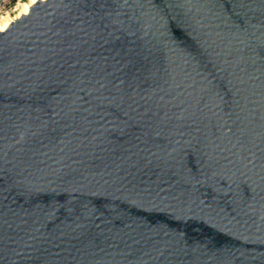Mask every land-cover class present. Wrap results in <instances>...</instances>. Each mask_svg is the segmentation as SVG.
<instances>
[{"label":"water","instance_id":"95a60500","mask_svg":"<svg viewBox=\"0 0 264 264\" xmlns=\"http://www.w3.org/2000/svg\"><path fill=\"white\" fill-rule=\"evenodd\" d=\"M0 264H264V0H39L0 32Z\"/></svg>","mask_w":264,"mask_h":264},{"label":"bare ground","instance_id":"6f19581e","mask_svg":"<svg viewBox=\"0 0 264 264\" xmlns=\"http://www.w3.org/2000/svg\"><path fill=\"white\" fill-rule=\"evenodd\" d=\"M39 0H27L20 4V8L18 13L15 17L7 16H0V32L5 31L11 24L14 22L16 18H19L21 15L28 14L30 7Z\"/></svg>","mask_w":264,"mask_h":264},{"label":"built area","instance_id":"2783aa9c","mask_svg":"<svg viewBox=\"0 0 264 264\" xmlns=\"http://www.w3.org/2000/svg\"><path fill=\"white\" fill-rule=\"evenodd\" d=\"M15 0H0V16L9 15L14 10Z\"/></svg>","mask_w":264,"mask_h":264},{"label":"rangeland","instance_id":"374dc122","mask_svg":"<svg viewBox=\"0 0 264 264\" xmlns=\"http://www.w3.org/2000/svg\"><path fill=\"white\" fill-rule=\"evenodd\" d=\"M15 1L16 2L13 5L14 6V10L9 14V16H11V17H15L16 16V14L19 11L20 4L23 3V2H26L27 0H15ZM4 15H1V16H4ZM5 16H7V15H5Z\"/></svg>","mask_w":264,"mask_h":264}]
</instances>
